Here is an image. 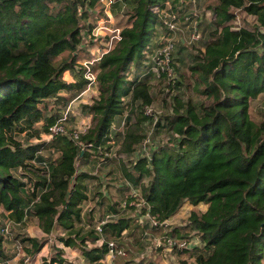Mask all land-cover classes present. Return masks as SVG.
Masks as SVG:
<instances>
[{
	"label": "trees",
	"instance_id": "1",
	"mask_svg": "<svg viewBox=\"0 0 264 264\" xmlns=\"http://www.w3.org/2000/svg\"><path fill=\"white\" fill-rule=\"evenodd\" d=\"M166 1L175 3L113 0L112 11L127 8V24L114 45L91 63L98 88L93 102L84 106L91 124L77 139L67 133L43 139L41 134L61 114L59 108L48 109V101L64 106L89 83L86 66L78 60L86 43L93 44L96 15L104 13L102 7L92 13L101 3L0 0V216L16 223L35 217L44 233L56 232L64 245L77 247L86 263L104 264L106 231L121 236L139 213L150 227L168 225L167 219L186 202L192 208L185 223L170 227L165 236L177 239L182 228L194 232L195 241L188 231L180 234L190 241L183 249L190 250L193 264H264V108L257 115L250 108L253 99L264 97V0L204 1L213 26L190 66L197 74L196 98L175 94L164 121L159 115L146 125L145 107L154 98L151 79L174 80L165 72L157 74L146 53L152 52L155 28L163 26L154 7H164ZM238 11L253 20L234 24ZM66 70L73 80L64 79ZM47 109L54 111L46 114ZM116 116L122 131L112 128ZM149 125L155 132L166 127L172 141L148 143L149 154L137 156L151 135L143 132ZM19 134L39 140L22 142ZM116 140L123 180L113 198L101 189V175L83 164L89 166L94 155L99 158L95 162L107 164ZM42 150L51 151L50 157ZM132 189L142 198L137 208L130 203ZM88 201L94 204L84 214ZM201 203L206 208L197 210ZM98 206L102 232L95 228L98 221L92 226L84 221ZM3 237L0 229V260L7 259ZM21 241L30 256L44 244L31 235ZM62 254L58 249L42 256L40 264H64Z\"/></svg>",
	"mask_w": 264,
	"mask_h": 264
},
{
	"label": "rangeland",
	"instance_id": "2",
	"mask_svg": "<svg viewBox=\"0 0 264 264\" xmlns=\"http://www.w3.org/2000/svg\"><path fill=\"white\" fill-rule=\"evenodd\" d=\"M205 0H202V3L200 5L196 2L197 7V14L195 15L198 17L199 14L203 16L204 22L197 25V31L200 34V37L198 40L195 41H188L189 37V28H187V24H184L183 19L180 17V8L178 7L179 0H175V3L172 4L171 10H173L176 14L175 20L178 24V29L174 34V41L177 43L176 50L173 52V61L171 62V66L173 68V75L174 80L171 83H168V80L165 78L164 81L159 79L158 77H154L150 81V87L153 101L150 104V113L148 114L147 118L145 119L146 125L149 124V118L156 117L158 118L159 115L162 118L165 114L171 111V107L174 102V95H193V99L196 98L195 93H193V81L195 80L197 74L192 71L190 66L195 63V59L197 56H199L202 52L201 47L203 46L204 41L208 37V32L213 26L209 22L211 17H205V10H211L207 6V4H204ZM193 5V3H192ZM194 6V5H193ZM100 4L95 6V11L92 14H97V11L100 8ZM127 8L125 6L123 7H116L113 10V13L111 14V20H105L103 19L104 14H97L99 22H98V28L94 31V39L93 44L89 45L86 43V45L89 46L88 53L82 52L81 56L79 57L80 63L83 64V62L89 58H93L94 56L99 55L101 52L105 51L106 49H109L114 45V42L116 40L115 35L118 34L119 29L127 24ZM116 11V12H115ZM251 20H253V16L247 15L242 11H238V16L233 21L236 25H244L246 22L250 23ZM163 26H157L155 28L156 35L152 38L151 46L152 48H156L157 42L159 39H161L163 33H164ZM92 49V51H91ZM150 56V52H146ZM58 59V58H57ZM90 60V59H89ZM72 76V74H70ZM70 78L69 74L67 72H64L63 77ZM176 80V81H175ZM181 82V84H177V82ZM164 88L166 90H164ZM98 95V88L97 83H92L90 87L88 86V89L80 95L79 97L76 95L73 98L66 101L65 105L62 106V102L58 103L57 105L53 103L52 100L48 101V109L54 108L55 111L59 110L61 113L69 109L67 114V119L65 120V128L66 131H83L85 130L92 121L91 114L87 112L86 107H84L87 104H90L93 102L94 98ZM251 111L254 115H257L259 113L260 108H264V97L259 96L256 99H253L251 101L250 105ZM46 110V114H50V112L53 110ZM53 110V111H54ZM153 114V115H152ZM163 120V118H162ZM164 121V120H163ZM119 123V116H116V119L112 125V128H116L118 131H122L124 125L118 126ZM118 126V128H117ZM149 125L148 127H144L145 131L148 134L146 135V138L149 137V141L147 142L150 144L158 145V144H169L171 143L172 139V133L169 131L166 127H160L157 132H155V128L151 129ZM152 130V131H151ZM116 131V132H117ZM17 137L22 142H36L37 138H29L27 139V136L23 134L17 135ZM40 138L45 139L44 133L41 134ZM112 146L110 149V159L112 157V160L107 162L105 165H101L99 161H94L97 159V156L91 157V164H95V168L97 172H103L104 175V186L107 191H109L110 195L115 196L117 195L116 188L117 186L122 182V177L120 175V167H119V157H121V154L119 155L116 153V149L118 148V140L111 141ZM149 146L145 149L139 148L135 154L137 156L142 154H149ZM41 153L43 155H48L50 157L51 151L48 150H42ZM136 155L133 156V160H135ZM116 156V157H115ZM126 159V158H125ZM99 160V158H98ZM90 170L91 167H87ZM96 172V173H97ZM95 182L90 183L89 186V192L90 195H92L93 192V186L95 185ZM102 184V185H103ZM114 198V197H113ZM132 200V199H131ZM94 201H91V203L84 207V214L88 212L89 206L93 205ZM138 205H136V208ZM205 207L204 204H199L196 206L197 210H202ZM192 208V205L189 203H183L179 209V211L174 215L172 219L169 220L168 225H160L158 227H150L149 224H145L143 219H145L146 216H144L142 213L138 214V217L135 218L132 222V224L123 231L121 236H115L110 231H106L104 233L105 239L113 240L115 241L117 245V255L113 261V264H125L126 262H129L131 264H182V261H186L189 264L194 263V257L190 255V250L186 249H177L170 247L169 240L170 238H167L165 236V231H167L170 227L173 226H182L183 223H185V218L189 214L190 210ZM95 217H87L84 215V221L86 223L90 222V226L98 221L99 218V206L96 208ZM133 209L132 211H134ZM136 211H138L136 209ZM86 212V213H85ZM128 212H130L128 210ZM109 218V215L106 216V219ZM99 222V221H98ZM87 225V224H86ZM0 229L3 237V245L4 249L7 253V259L6 260H0V264H23L24 263V257L27 256L29 261L28 264H40L42 256L55 254L58 252V249L63 250V256L67 261L64 263L66 264H85V261H81L78 258L79 250L75 246H69L64 245L62 242L57 240L55 238L56 232L46 234L44 233L40 226L37 218L35 217H29L25 222L22 223H16L11 222L5 218V215L1 214L0 216ZM7 227L6 232L4 228ZM182 232L178 233L175 237L180 240V234L185 233L184 231H188L185 234H188L189 236H193L192 241L197 240L194 236V232L189 231V228H182ZM25 235H31L35 236L38 239L42 240L44 242L43 246L40 248L39 251L35 252L34 254L28 255L26 254V251L23 249V245H26V242H22L21 238ZM100 242V240H99ZM106 255V254H105ZM82 258V257H81ZM107 259H102V262L106 264ZM4 262V263H3Z\"/></svg>",
	"mask_w": 264,
	"mask_h": 264
},
{
	"label": "built area",
	"instance_id": "3",
	"mask_svg": "<svg viewBox=\"0 0 264 264\" xmlns=\"http://www.w3.org/2000/svg\"><path fill=\"white\" fill-rule=\"evenodd\" d=\"M99 1L101 3L103 12L108 16L109 11L111 10V4L113 3V0H99ZM191 1L193 5L196 6L197 1L196 0H191ZM179 2L180 4H182L183 0H179ZM180 6L181 5H178L179 8ZM171 7H172V4L170 1H166L164 7H161V8L159 6L154 7V11L159 14V17L162 20L163 26L166 29H168V33L162 35L161 39H159L160 43L156 46V48L153 49V51L150 54L151 58L154 60L153 69L157 72V74H159L160 72H165L168 76L173 75V68L171 66V62H172V53L174 50V43H175L174 34L178 29V24H177V21L175 20L176 14L173 10H171ZM204 13H205L204 14L205 17H211V14H212L211 10H205ZM201 20H203V16L201 14H199L198 17H195L190 33H189V37H188L189 42L199 39L200 34L197 31V25L199 24V22H201ZM98 27H99L98 23L95 24L92 30L93 34H95L94 31ZM115 38L118 39L119 35L118 34L115 35ZM107 50L108 49H106L105 51ZM103 52H101L97 56H94L93 58L92 57L89 58L90 60L87 59L83 62V65L86 66L85 76L89 79V83L86 85L85 90L88 89V86L90 87V85L94 82V79H95V75L92 72L91 67H90L91 63H93V61L98 59ZM150 110L151 109L149 106L145 107L146 113H150ZM68 111L69 109L64 110L60 114V116L48 126L46 133H44V136L46 138H51L60 133H67L69 136H71L74 139H77L79 137V134L82 131H75V130L66 131L65 120L67 119ZM148 141H149V137H147L144 140L142 149L147 148ZM131 195H132V200H130V203H134L135 205L140 206L142 204V198L139 195L138 190L132 189ZM102 222H104V219L97 222V224L95 225L96 230L100 232H102V226H101ZM153 223H156V221L153 220ZM159 224L167 225V222L164 221ZM4 230L8 232L7 227H5ZM169 245L170 247H173V248L183 249V248L189 247L190 241L188 242L185 239H180V240L170 239ZM105 254H106L105 258L107 259L106 264H113V261L117 255V245L115 241L113 240L107 241V251ZM28 261H29L28 257L25 256L23 264H28Z\"/></svg>",
	"mask_w": 264,
	"mask_h": 264
},
{
	"label": "crops",
	"instance_id": "4",
	"mask_svg": "<svg viewBox=\"0 0 264 264\" xmlns=\"http://www.w3.org/2000/svg\"><path fill=\"white\" fill-rule=\"evenodd\" d=\"M197 1V4L198 5H200V3H202V0H196ZM180 3V2H179ZM179 5H181L180 6V17L183 19V22H184V24H187L186 26H187V28H189L188 30H189V32H190V30H191V27H192V24H193V21H194V19H195V15L197 14V12H196V10H197V7L196 6H193L192 5V1L191 0H183V2H182V4H179ZM113 13V11L112 10H110L109 11V13H108V16L106 15V14H104V17H103V19H105V20H111V14ZM99 22V18H97L96 19V24ZM202 22H204V20H201V22L200 23H202ZM153 40V39H152ZM152 42V41H151ZM85 44V43H84ZM91 45V44H90ZM84 51L83 52H87L88 51V48H89V46L88 45H85L84 46ZM153 49L154 48H152V51H153ZM201 49L203 50L204 49V47L202 46L201 47ZM91 51H92V49H91ZM88 53V52H87ZM151 54V53H150ZM79 61V60H78ZM65 72V71H64ZM66 72H67V74H69V76H70V78L68 79L67 77H65L64 76V79H66L67 81H71V80H73L74 79V75H73V73L70 71V70H66ZM70 74H72V76L70 75ZM63 75H64V73H63ZM85 88H86V86L84 87V89L83 90H81L78 94H77V96L79 97L80 95H82L86 90H85ZM83 167L84 168H86V169H88L87 167H89L90 168V165L89 166H87L86 164H83ZM91 172H93V173H96L97 172V170L95 169H93V170H91ZM97 173H99L100 175H101V180H102V183L104 182V177H103V175H104V173L103 172H97ZM91 203V201L89 202H87V204L85 205V206H87V205H89ZM201 204H204V203H201ZM205 205V204H204ZM206 208V205H205V207L202 209V210H204ZM95 217V215L93 216V218ZM174 216H172L170 219H172ZM170 219H167V221L169 222V220ZM78 258H79V260H80V262L83 260L79 255H78ZM84 261V260H83ZM64 264H66V263H64ZM78 264V263H77ZM85 264H88V263H85Z\"/></svg>",
	"mask_w": 264,
	"mask_h": 264
}]
</instances>
